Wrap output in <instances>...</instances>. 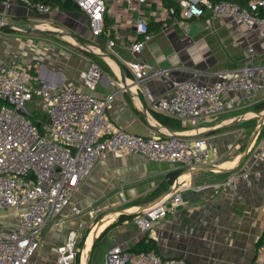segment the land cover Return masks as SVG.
<instances>
[{"label": "crops", "instance_id": "obj_1", "mask_svg": "<svg viewBox=\"0 0 264 264\" xmlns=\"http://www.w3.org/2000/svg\"><path fill=\"white\" fill-rule=\"evenodd\" d=\"M160 5L151 0L142 7L152 39L137 58L167 74L140 84L125 64L133 59L125 46L136 36L122 6L108 5V34L98 39L91 35L88 19L80 11L51 8L48 14H42L16 3L5 8L0 2V57L30 68L35 88L51 91L74 86L88 92L81 75L93 61L102 76L90 93L98 99L110 98L106 114L114 125L142 137L148 135V121L160 126L165 134H198L217 153L212 164L193 172L170 163L149 161L141 155L107 154L100 158L73 197L82 213L91 207H106L102 213L105 220L85 239L83 250L90 240L86 260L83 262L82 251L78 264H105L111 248L118 246L132 252L149 242L162 259H184L189 264H254L256 249L264 244V162L245 153L258 138L253 137L259 120L254 122L251 135L248 131L253 124L250 120L256 115L253 108L264 102V93L255 100L238 95L240 103L234 110L185 126L158 113L154 101L167 97L175 81L193 80L209 85L220 72L238 71L246 65L249 48L254 50L252 63L260 70L258 77H264V39L229 19L222 23L217 19H193L184 31L172 21L163 24L158 20L154 13ZM109 39L115 42L111 49L107 47ZM99 49L106 58L98 56ZM85 53L96 55L97 61ZM259 131L258 139L262 140L264 127ZM248 169V178L241 177ZM232 177L233 189L218 186ZM176 180L180 182L184 203L150 231L141 233L131 219L117 223L119 215L135 217L164 199ZM18 212L12 209L0 216L13 218ZM63 215L60 225L41 231L40 247L28 264H57L56 249L67 233L78 222L84 223L81 238L94 223L90 218L71 214L69 209ZM109 215L112 219L106 220ZM95 240L97 245L93 248Z\"/></svg>", "mask_w": 264, "mask_h": 264}, {"label": "built area", "instance_id": "obj_2", "mask_svg": "<svg viewBox=\"0 0 264 264\" xmlns=\"http://www.w3.org/2000/svg\"><path fill=\"white\" fill-rule=\"evenodd\" d=\"M71 1L88 19L91 35L98 39L108 34L105 24L108 5L122 6L136 36L125 46L133 57L125 64L134 81L140 84L167 74L166 70L154 69L137 58L152 39L148 18L142 10L151 0ZM156 1L162 5L154 14L163 24L172 21L186 31L187 22L193 19H217L220 23L229 19L245 25L256 32L258 38L264 39V17L260 16L264 0H248L244 4L241 0H173L174 5H167L166 0ZM1 3L5 8L12 3L31 7L42 14L51 10L33 0ZM114 45V40L109 39L107 47L111 49ZM247 52L243 68L218 73L212 84L175 81L167 97L154 101L155 110L184 126L187 123L196 125L200 119L234 110L240 103L238 95L255 100L264 93V77H258L260 70L252 63L254 50L249 48ZM97 53L106 58L100 49ZM29 69L17 60L7 62L0 57V215L12 209L19 210L13 218L0 216V264H28L40 247L41 231L60 225L67 209L71 214L94 220L89 234L105 220L102 213L106 207L95 206L82 213L73 203V197L96 162L107 154L141 155L149 161L170 163L187 172L212 164L217 158L208 140L198 134H165L160 126L148 121V135L142 137L114 125L106 114L110 98L98 99L90 93L102 76L100 67L93 61H89L87 70L81 75L88 92L74 86L55 91L35 88ZM145 93L148 96L146 90ZM36 97L41 99L45 112L42 127L36 126L26 111L27 103ZM261 127L264 122L258 125L255 139ZM257 142L254 157L264 162V139H257ZM249 171L241 177L248 178ZM179 185L176 180L170 194L132 219L141 233L150 231L155 223L176 212L184 203ZM218 186L233 189L235 178ZM83 228L84 223L78 222L76 228L67 233L63 244L56 249L57 264H75ZM105 264L189 263L184 259H162L152 251L134 253L116 246L107 252ZM254 264H264V244L256 249Z\"/></svg>", "mask_w": 264, "mask_h": 264}, {"label": "trees", "instance_id": "obj_3", "mask_svg": "<svg viewBox=\"0 0 264 264\" xmlns=\"http://www.w3.org/2000/svg\"><path fill=\"white\" fill-rule=\"evenodd\" d=\"M4 0H0V2H3ZM213 1H219V0H213ZM33 2L35 3H41V4H44V5H47L49 6L50 8H58L59 10L61 11H64V12H79L77 6L75 5V3L71 0H33ZM166 4L167 5H174V1L173 0H166ZM260 16L264 17V10L260 11ZM87 56H89L91 59L97 61L98 57L94 54H91V53H85ZM254 112H261V111H264V102H261L257 105L254 106L253 108ZM28 117L33 121V123L37 126V125H40L42 127V125L44 124L46 118L45 116L43 115V117L41 119H36V118H32L30 117V115H28ZM40 127V128H41ZM42 129V128H41ZM134 218V216H126V215H119V217L117 218V223H119L120 221H123V220H127V219H131ZM114 224V223H113ZM113 224H111L108 228H111L113 226ZM107 228V229H108ZM105 229V231L107 230ZM89 229H87L84 234L81 236L80 238V241L77 245V248H78V251L76 253V257H75V264H78L79 263V259H80V254H81V251L83 249V245H84V242H85V239L87 238L88 234H89ZM101 233L99 235V237L97 239H99L104 233ZM97 245V242L95 240L94 244H93V248H95V246ZM153 247L154 245H151V243L149 242L147 245H141L138 247L139 249H133L132 252L134 253H140V252H154L153 251ZM155 253V252H154Z\"/></svg>", "mask_w": 264, "mask_h": 264}, {"label": "rangeland", "instance_id": "obj_4", "mask_svg": "<svg viewBox=\"0 0 264 264\" xmlns=\"http://www.w3.org/2000/svg\"><path fill=\"white\" fill-rule=\"evenodd\" d=\"M59 44L65 46L64 43H59ZM42 109H43V104H42V101H41V99H40L39 97L34 98L32 102H29V103H27V105H26V111H27V114L30 115V117H32V118L41 119V118L43 117V115L45 116V112H44ZM242 112H244V111H240V112L237 111L238 114H241ZM262 112H264V111L256 112L255 114L262 113ZM217 117H218V116H217ZM217 117H215V118H217ZM257 120H259V118L257 117V115H255L254 118H252V119L250 120V121H252L251 123H253V124H252V126L249 127L250 129H249V131H248V134H250V133L253 132ZM254 122H255V124H254ZM256 128H257L256 130H258V125L256 126ZM255 134H256V133H255ZM250 135H251V134H250ZM254 138H255V137H254ZM258 138H259V136H258ZM258 138H257V139H258ZM257 139H256V140H257ZM257 143H258V142L256 141L254 147H252L251 150H250L249 152L246 151V155H247V156H248V155L253 156L254 153H256L255 151L258 149V144H257ZM247 152H248V153H247ZM247 156H244V159H246ZM96 202H97V201H96ZM96 202H94V203H96ZM9 215H10V214H9ZM112 215H113V214H112ZM112 215H109V216H112ZM7 216H8V215H7ZM83 246H84V245H83ZM83 248H84V247H83ZM82 251H83V249H82ZM97 252H100V251H97Z\"/></svg>", "mask_w": 264, "mask_h": 264}, {"label": "bare ground", "instance_id": "obj_5", "mask_svg": "<svg viewBox=\"0 0 264 264\" xmlns=\"http://www.w3.org/2000/svg\"><path fill=\"white\" fill-rule=\"evenodd\" d=\"M109 219H112V216H109V217L106 218V220H109ZM89 246H90V240L88 241V243H87L85 249L83 250V255H82V257H83V262H85V260H86L87 252H88Z\"/></svg>", "mask_w": 264, "mask_h": 264}, {"label": "water", "instance_id": "obj_6", "mask_svg": "<svg viewBox=\"0 0 264 264\" xmlns=\"http://www.w3.org/2000/svg\"><path fill=\"white\" fill-rule=\"evenodd\" d=\"M256 115H257V117L259 118V123H258V125H259V124H262V122H264V112H262V113H258V114H256ZM254 137H255V135H254ZM254 137H253V138H254ZM252 140H253V139H252ZM248 148H250V146H249ZM248 148H247V150H249ZM245 155H246V153H245ZM243 160H244V159H242L241 162H243ZM239 164H241V163H239Z\"/></svg>", "mask_w": 264, "mask_h": 264}]
</instances>
